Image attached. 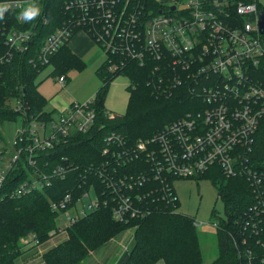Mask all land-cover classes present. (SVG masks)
Instances as JSON below:
<instances>
[{"label":"built area","instance_id":"2783aa9c","mask_svg":"<svg viewBox=\"0 0 264 264\" xmlns=\"http://www.w3.org/2000/svg\"><path fill=\"white\" fill-rule=\"evenodd\" d=\"M27 3L33 0H0V5L10 6L6 13L18 12V22H23L19 13ZM67 6L74 7L75 14L44 40L38 56L30 60L33 67L48 64L49 57L73 34L83 31L103 53L108 73L123 69L125 59L143 66L149 57L157 65L155 73L159 67L166 70L148 82L158 96L168 95L181 84L176 73L179 69L191 83L195 82L197 88L192 93L205 107L196 115L181 117L159 132L136 141H128L116 131L105 133L98 152L102 159L97 165L85 167L82 172L86 174L80 176L89 183L87 189L78 197L71 191L66 193L51 202V209L67 212L80 203L81 213L79 217L74 213L69 216L67 226H70L87 211L98 208V192L103 187L116 198L113 217L125 223L158 210L161 205L158 202L176 211L178 202L173 181L200 177L214 169L212 173L217 171L225 178L245 174L261 205L256 224H262L264 173L247 167L246 154L251 150L252 135L264 113V88L252 79L264 58V34L259 29L263 3L260 0H185L181 8L173 4L174 10L162 7L156 13L144 7L142 0H76ZM1 21L0 36L7 52L0 53V61L8 60L12 52H27L32 32L14 29L5 19ZM171 69L176 75L167 81V71L171 73ZM57 80L65 83L63 76ZM12 107L21 114V126L11 142L14 152L0 141V187L6 172L21 160L23 153L34 172L30 174L31 179L15 188L14 196L20 197L50 187L53 181L62 180L68 172L77 169L73 163L56 164L43 172L36 168L38 156L53 151L73 136L89 133L97 112L93 98L83 103L73 102L57 118L51 115L47 121L24 117L25 108L20 100H15ZM107 118L112 116L108 113ZM134 165L146 168L133 177L124 169ZM91 171L96 183L87 178ZM86 198L89 203L84 205ZM213 224L217 227V222Z\"/></svg>","mask_w":264,"mask_h":264},{"label":"trees","instance_id":"16d2710c","mask_svg":"<svg viewBox=\"0 0 264 264\" xmlns=\"http://www.w3.org/2000/svg\"><path fill=\"white\" fill-rule=\"evenodd\" d=\"M74 1L76 0H33L40 8V15L30 22H18L17 11L5 13L4 19L9 23L8 26L23 31L30 30L32 36L27 52H12V57L0 61V141L4 140L1 126L22 118L13 109L12 100L23 103L24 117L27 119L39 117V120L47 121L51 118L52 113L46 110L47 100L38 91L36 83L43 68L52 66V76H63L66 82L65 75L68 71L80 70L85 66L82 59L68 46L70 40L49 57L47 65L36 68L30 63L40 53L41 45L48 35L75 14V8L67 6ZM142 4L154 13L162 8L157 0H142ZM262 40L264 42V35ZM3 43L4 39L0 36L2 54L7 52ZM124 65L123 69L114 74L108 73L105 61L98 69L101 86L93 97L97 119L91 131L73 136L53 151H45L38 156L36 168L43 172L48 171L50 165L70 163L77 165L76 170L68 172L62 180L53 181L50 187L34 190L20 197L14 196L15 188L31 179L30 174L34 172L24 159L25 154H21V160L15 163L16 167L6 172L0 187V264H17L22 254V238L31 236L32 243L36 245L60 231L56 221L58 211H53L50 204L70 191L74 197H78L87 189L89 183L80 176L86 174L82 172L85 167L97 165L102 159L98 152L102 148L100 139L105 133L116 131L128 141H136L159 132L181 117L196 115L204 109L205 103L192 93L197 86L179 69L176 73L180 76L181 84L171 89L168 95L158 96L148 82L149 79L161 76L166 70L159 67L155 73L153 70L157 65L149 57H146L143 66L132 59H125ZM120 74L130 79L128 104L124 115L108 128L104 123L110 120L105 116L104 98L109 83ZM174 75L176 74L172 69L171 73L167 71L166 80L172 81ZM252 79L264 88V58L258 69L254 70ZM252 140L251 150L246 154L247 167L257 173H264V113L258 120ZM236 165L240 166L239 163ZM145 168V165H134L125 167L124 170L134 177ZM209 172L205 174L209 175L217 188V196L224 203L225 214V219L217 221L219 255L210 264H264V222L256 224L261 205L250 182L245 174L225 178L217 171H211V174ZM87 178L97 182L92 171ZM98 193V208L87 211L67 227V239L44 254L45 264H81L91 251L100 249L111 239H118L132 228V243L115 264H156L158 261H163L164 264H203L193 218L158 202L163 207L159 205V209H153L149 215L130 219L125 223L113 217L116 206L114 195H110L103 187ZM236 245L241 249L239 255L235 251Z\"/></svg>","mask_w":264,"mask_h":264},{"label":"rangeland","instance_id":"374dc122","mask_svg":"<svg viewBox=\"0 0 264 264\" xmlns=\"http://www.w3.org/2000/svg\"><path fill=\"white\" fill-rule=\"evenodd\" d=\"M157 1L160 2L162 7L165 8H170L172 4H175L177 8H181L185 3V0ZM260 2L264 5V0H260ZM26 5L27 4H25L24 7ZM80 33L86 35L83 31H78L74 34V37H80ZM86 36L91 41V38L88 35ZM93 46L94 47H90V49L87 50V54L82 58L85 66L80 70L73 69L68 71L65 75L67 79L64 84L59 83L57 78L52 76V66L50 65L43 68V70L38 74L36 79V83H38L37 89L40 94L46 98V110L51 112L54 118H57L59 113L63 111L61 110L62 105L69 106L70 102L83 103L89 99H92L96 90L101 86V79L98 77L97 72L98 69L103 65L105 58L101 50L97 46ZM129 85L130 79L127 76L120 74L114 77L107 87L103 106L105 109V116H107L108 113L112 116V119L104 122L108 128L115 124L126 111L130 94L128 90ZM193 85H196L195 82H193ZM12 104H15V100H12ZM68 106H66V108ZM19 126H21L20 118L13 122H7L1 126L2 135L4 138L2 144L6 146L11 152H14V147L11 145V142L14 138L15 131ZM14 166L16 167L17 164L13 165V167ZM53 167V165H50V168ZM211 170L214 172V169ZM209 174L211 173L209 172ZM205 175L207 174H204L200 177L175 179L173 181V192L174 195H176L178 202V208L176 211L193 218L196 222L195 231L202 254V262L203 264H210L219 255L218 225L216 227L213 223L220 221L221 219H225V214L224 203L217 196V188L212 184L208 177L209 175ZM92 197H94V194L91 192L90 198ZM88 203L89 199H84L83 204L87 205ZM78 205L73 207L71 206L67 209V212H58L56 218L57 225L61 227V229L67 234V221H70L69 216L74 213L75 217H79L78 213H81L80 208L82 205L80 203H78ZM133 231V228L129 229L126 231V234L130 236L132 235L133 237ZM31 240V236L21 239L20 243L22 245V252L23 248L32 244ZM45 242L41 243L40 246ZM110 242L114 244H118L120 242V251H125L128 249V241L125 242L120 240L117 243V240L111 239ZM131 243L132 242H130V245ZM106 250V245H103L100 249L91 251L81 264H93L96 262H103L102 264H115L117 257L116 254H108ZM235 251L239 255L241 249H239V247L236 245ZM44 254L40 259V264H45L43 258ZM157 263L164 264L163 261H158ZM245 264H252V262H245Z\"/></svg>","mask_w":264,"mask_h":264},{"label":"crops","instance_id":"0c3cea01","mask_svg":"<svg viewBox=\"0 0 264 264\" xmlns=\"http://www.w3.org/2000/svg\"><path fill=\"white\" fill-rule=\"evenodd\" d=\"M81 36H77V37H73L70 39L68 46L70 47L71 51L76 54L77 56H79L81 59L87 54V50L90 49V47H94L93 45L94 42L91 40H89V38L84 35L83 33H80ZM96 46V45H95ZM71 103V102H70ZM69 103V104H70ZM68 106V105H66ZM65 105L61 106V110H64L66 108ZM68 237L67 233L65 231H58L57 233H55L54 235H52L51 238H49V240H47L44 244H42L40 246L39 245H35V244H31L29 246H26L25 248H23V252L20 255V257L17 260V264H40V259L42 257V255L44 253H46L48 250H50L51 248L55 247L56 245H58L60 242L66 240ZM132 239V235H128L126 234V232L119 237L117 240L118 241H128L127 242V246H130V242ZM120 243V242H119ZM118 244H114V243H107L106 244V248H107V252L108 254L113 253L116 254V260L115 262L118 260V258L123 254V251H120V245ZM103 263V262H102ZM101 262H96L93 264H102ZM157 264H162V263H157Z\"/></svg>","mask_w":264,"mask_h":264},{"label":"clouds","instance_id":"9594fccd","mask_svg":"<svg viewBox=\"0 0 264 264\" xmlns=\"http://www.w3.org/2000/svg\"><path fill=\"white\" fill-rule=\"evenodd\" d=\"M8 4L0 5V20L4 19L5 13L9 10ZM40 15V8L35 3H27L23 10L19 13V18L23 22L35 20Z\"/></svg>","mask_w":264,"mask_h":264},{"label":"water","instance_id":"95a60500","mask_svg":"<svg viewBox=\"0 0 264 264\" xmlns=\"http://www.w3.org/2000/svg\"><path fill=\"white\" fill-rule=\"evenodd\" d=\"M174 6L170 7V10H174ZM259 29L260 33L264 34V13L259 12Z\"/></svg>","mask_w":264,"mask_h":264},{"label":"flooded vegetation","instance_id":"af4514ba","mask_svg":"<svg viewBox=\"0 0 264 264\" xmlns=\"http://www.w3.org/2000/svg\"><path fill=\"white\" fill-rule=\"evenodd\" d=\"M171 6H173V4Z\"/></svg>","mask_w":264,"mask_h":264}]
</instances>
